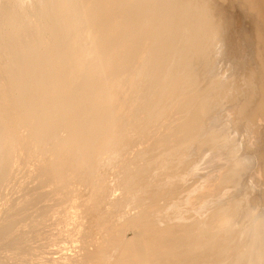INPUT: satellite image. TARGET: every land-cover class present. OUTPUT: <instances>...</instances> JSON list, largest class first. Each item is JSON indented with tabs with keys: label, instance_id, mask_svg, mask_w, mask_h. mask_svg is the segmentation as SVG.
<instances>
[{
	"label": "bare ground",
	"instance_id": "6f19581e",
	"mask_svg": "<svg viewBox=\"0 0 264 264\" xmlns=\"http://www.w3.org/2000/svg\"><path fill=\"white\" fill-rule=\"evenodd\" d=\"M0 264H264V0H0Z\"/></svg>",
	"mask_w": 264,
	"mask_h": 264
}]
</instances>
